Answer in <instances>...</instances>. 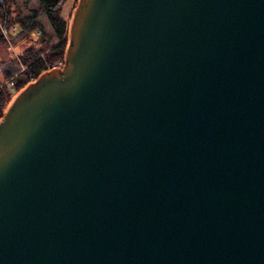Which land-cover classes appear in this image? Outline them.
Returning a JSON list of instances; mask_svg holds the SVG:
<instances>
[{
  "label": "water",
  "instance_id": "water-1",
  "mask_svg": "<svg viewBox=\"0 0 264 264\" xmlns=\"http://www.w3.org/2000/svg\"><path fill=\"white\" fill-rule=\"evenodd\" d=\"M0 264H264V0H78L0 119Z\"/></svg>",
  "mask_w": 264,
  "mask_h": 264
},
{
  "label": "trees",
  "instance_id": "trees-1",
  "mask_svg": "<svg viewBox=\"0 0 264 264\" xmlns=\"http://www.w3.org/2000/svg\"><path fill=\"white\" fill-rule=\"evenodd\" d=\"M69 1L38 0V7L25 14L13 7L14 0H0V49L8 45L3 31L14 43L24 39L32 41L20 55L21 64L26 67L22 76L17 79L8 72L6 81L0 78V119L16 93L31 78L37 79L49 65L63 61L69 41L70 25L64 16ZM44 17L50 24V32L42 22Z\"/></svg>",
  "mask_w": 264,
  "mask_h": 264
},
{
  "label": "rangeland",
  "instance_id": "rangeland-1",
  "mask_svg": "<svg viewBox=\"0 0 264 264\" xmlns=\"http://www.w3.org/2000/svg\"><path fill=\"white\" fill-rule=\"evenodd\" d=\"M77 5H78V0H70L68 2V4L66 5L65 11H64V16L69 21V25L71 24V21H72L73 15H74V11H75ZM13 7L20 9L25 14L30 13L31 10L38 7V0H14ZM42 22H43L44 26L46 27V29L50 32L51 28H50V24L48 22V19L46 17H44L42 19ZM0 26H1V22H0ZM13 32H14V30H13ZM3 33L7 39L8 45L4 46L0 49V69H1L0 78L2 79V81H6V79H7L6 74L8 72L9 73L11 72V74L14 75L13 77L17 76V79H18L20 76H22L21 72L24 71L26 68L23 64H21L20 55L23 53V51L28 46H30L32 44V41L30 39H24V40H21L17 43H14L8 37L7 33L5 34V31H3ZM57 63H60V64L63 63V65H64L65 56H64V59L62 62H57ZM55 64L56 63H54L53 65H55ZM53 65H49V66H53ZM29 83L30 82H28L22 89H24ZM22 89H20L18 92H20ZM18 92L16 93V95L18 94ZM15 96L13 97V99L15 98ZM13 99L11 100V102L13 101ZM10 103H9V105H10Z\"/></svg>",
  "mask_w": 264,
  "mask_h": 264
},
{
  "label": "built area",
  "instance_id": "built-area-1",
  "mask_svg": "<svg viewBox=\"0 0 264 264\" xmlns=\"http://www.w3.org/2000/svg\"><path fill=\"white\" fill-rule=\"evenodd\" d=\"M62 66H63V63H61V64L60 63H56L53 66H49L48 69H46V70H51L53 68H62ZM34 80H36V79L31 78V80L29 82H33Z\"/></svg>",
  "mask_w": 264,
  "mask_h": 264
}]
</instances>
